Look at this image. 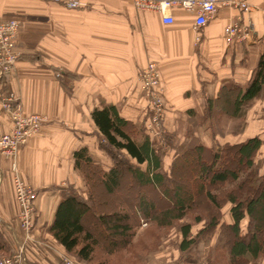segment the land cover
I'll return each instance as SVG.
<instances>
[{
	"label": "crops",
	"instance_id": "0c3cea01",
	"mask_svg": "<svg viewBox=\"0 0 264 264\" xmlns=\"http://www.w3.org/2000/svg\"><path fill=\"white\" fill-rule=\"evenodd\" d=\"M79 1L82 7L67 9L42 0H0V15L22 14L50 24V31L28 27L16 47L15 71L0 73V100L11 93L24 113L47 118L40 133L19 147L15 159L21 180L36 190L37 243L27 248L25 264H58L62 249L48 228L66 191H84L74 152L87 148L94 161L102 165L107 160L98 150L102 140L94 136V109L113 106L141 127L147 100L138 74L154 63L167 130L209 132L219 125L223 111L215 105L219 91L230 85L246 88L264 49V0H248V13L225 5L229 0H217L214 18L199 34L192 27L194 15L181 9H173V23L165 25L159 14L137 10L132 0ZM238 19L250 25L249 36L240 42L225 35L227 26ZM243 109L242 140L262 141L258 160L264 169V85L260 98ZM11 129L10 117L0 107V136ZM12 164L0 153V231L14 245L22 237ZM259 264H264V256Z\"/></svg>",
	"mask_w": 264,
	"mask_h": 264
},
{
	"label": "trees",
	"instance_id": "16d2710c",
	"mask_svg": "<svg viewBox=\"0 0 264 264\" xmlns=\"http://www.w3.org/2000/svg\"><path fill=\"white\" fill-rule=\"evenodd\" d=\"M261 51L246 88L230 85L219 91L215 105L220 104L222 114L238 117L247 103L260 98ZM91 120L94 136L102 140L98 148L108 154L112 165L96 163L87 148L74 152V168L87 192L68 189L56 208L48 232L62 252L79 264H111L122 251L130 253L142 221L149 225L148 232L161 233L153 246L140 245L145 253L156 249L164 234L177 226L179 252L186 253L201 240L208 243L200 264H259L264 256V172L257 173L262 147L258 137L192 145L164 169L160 149L147 136L137 141L135 124L115 107L94 109ZM126 185L133 197L128 201L120 194ZM157 193L167 201L162 208L153 197ZM112 198L116 202L111 206ZM200 224L193 235L192 227ZM214 238L218 240L213 244ZM9 251L0 231V255L8 256ZM184 262L198 264L192 259Z\"/></svg>",
	"mask_w": 264,
	"mask_h": 264
},
{
	"label": "built area",
	"instance_id": "2783aa9c",
	"mask_svg": "<svg viewBox=\"0 0 264 264\" xmlns=\"http://www.w3.org/2000/svg\"><path fill=\"white\" fill-rule=\"evenodd\" d=\"M41 1V0H40ZM63 6L67 9H77L83 6L79 0H42ZM134 7L139 11L159 14L165 25L173 23L170 12L173 9H181L194 15V30L197 34L205 25L211 21L217 10V0H132ZM225 5L238 9L241 13H248L250 5L248 0H229ZM38 26L50 31V24L46 20L38 21L34 17L22 14L0 15V73L4 75L12 74L16 69L18 54L16 47L23 42L24 34L28 27ZM250 32V25L243 19L227 26L225 35L227 39L235 41L245 40ZM140 89L143 97L147 100L148 129L159 131L160 121L164 114V101L162 88L160 85V74L154 63L148 64L140 70L138 74ZM0 107L8 113L12 129L10 133L0 136V153L9 157L12 161V171L14 173L13 187L16 202L19 208L17 219L22 240L16 251L0 260V264H24L26 256V245L31 240V231L34 223V199L36 190L21 180L15 168V159L18 149L24 146L31 138L40 133L42 126L47 122L46 116L42 114H26L11 93L6 94L0 100ZM147 122V123H148ZM59 264H79L67 256H61Z\"/></svg>",
	"mask_w": 264,
	"mask_h": 264
},
{
	"label": "rangeland",
	"instance_id": "374dc122",
	"mask_svg": "<svg viewBox=\"0 0 264 264\" xmlns=\"http://www.w3.org/2000/svg\"><path fill=\"white\" fill-rule=\"evenodd\" d=\"M243 111L244 109H242V116L235 117L236 119H229L232 117H229L226 114H221L219 117V125L215 124L211 126L210 129L212 128V130L209 132H202V131L193 132V131L187 130L183 133H176V132L167 130L166 117L164 114L160 121L159 131L153 132L152 130L148 129L149 122H148V116L146 113V116L142 120L143 126L142 124H140L141 127L136 126L135 137L136 139H139V140L141 139V137H145V136L150 138L151 141L154 142L155 148H159L160 149L159 151L162 153L164 169H168L170 167V163L172 162L173 158H175L177 154H180V152L185 151V149H188L192 145H195V144L205 145L204 142L208 141L207 146H210L213 144L212 142H214V140L217 142H221V143L226 142V141L233 143L234 141L236 142V140L238 141V140L244 139L245 136L243 134L244 133L243 130L245 126V118H244ZM98 150L103 151V153L106 154L104 158L107 160H105V162H102V165L106 167L112 165V160L110 159L108 154L103 149L98 148ZM95 162L98 164H101V162L99 163L97 159L95 160ZM263 172H264V169L262 168L257 169L258 174H262ZM82 182L84 183V191L83 190L77 191L79 194H83L87 192V187L85 185L83 178H82ZM128 189L129 187L126 185L120 191L122 198L126 201L133 199V197L130 196ZM153 197L156 201V204L160 208L164 207L167 204V201L161 199L158 193L153 194ZM115 198L118 200L117 195ZM109 202H110V205L112 206L114 205L116 200L112 198L111 200H109ZM34 217H35V211L33 214V218ZM200 227H201V224L194 225L191 229L192 234L194 235L200 229ZM148 228H149V225L141 221L139 226L135 229L136 233H135L133 242L131 244L132 249L130 250V253L127 254L122 251L123 254L112 259V262L110 263L111 264H187L186 262H184V260L192 259L193 261H197L198 264H200L202 263L203 259L208 253V249H207L208 243L202 240L193 244L191 249L188 250L186 253L179 252L178 244L180 243V239H179L180 235H179V228L177 226L171 228L169 231H167L164 234L163 239H161L160 243L157 244V246L155 247L156 249H154L153 251L151 250L148 253L140 251V245L143 244L145 247L149 245L153 246V244L157 242L156 237L159 238V236L161 235L160 232L158 233L155 230L148 232ZM34 229H35V219H34L33 228L31 231V240H29V242L26 245V251L30 245L37 243V239H35L36 237L34 236ZM217 240L218 239L216 238L212 239L213 244ZM7 244L10 246V251L13 254L18 248V245L20 244V242L14 245L9 242H7ZM10 251L8 253V256H10L9 255ZM64 255L69 257L73 261H75L72 257L68 256L64 252H60V253L58 252L57 253L58 264L60 263L61 256H64ZM8 256L0 255V260Z\"/></svg>",
	"mask_w": 264,
	"mask_h": 264
}]
</instances>
